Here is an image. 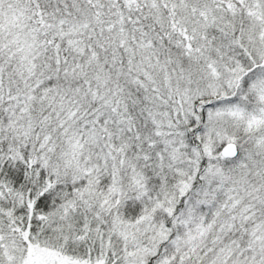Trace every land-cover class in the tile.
Wrapping results in <instances>:
<instances>
[{"label":"snow or ice","instance_id":"6c2138e0","mask_svg":"<svg viewBox=\"0 0 264 264\" xmlns=\"http://www.w3.org/2000/svg\"><path fill=\"white\" fill-rule=\"evenodd\" d=\"M0 264H264V0H0Z\"/></svg>","mask_w":264,"mask_h":264}]
</instances>
